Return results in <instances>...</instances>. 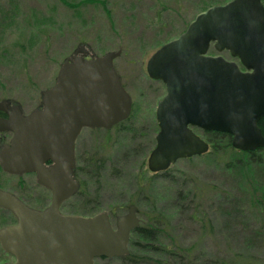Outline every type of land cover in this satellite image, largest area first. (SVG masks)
Returning a JSON list of instances; mask_svg holds the SVG:
<instances>
[{
	"label": "water",
	"instance_id": "95a60500",
	"mask_svg": "<svg viewBox=\"0 0 264 264\" xmlns=\"http://www.w3.org/2000/svg\"><path fill=\"white\" fill-rule=\"evenodd\" d=\"M229 51L237 62L207 51ZM120 50L95 55L79 44L61 63L53 85L41 92V107L24 114L20 105L0 100V131L13 136L0 146V167L8 173L35 171L53 190L51 205L36 211L0 188V207L16 223L0 227V247L14 261L0 264H93L95 258L128 253L129 231L138 224L134 205L116 219L108 215H62L58 205L77 187L74 144L82 127H109L128 117L131 97L113 60ZM149 77L161 80L158 132L147 158L162 171L179 158L202 154L207 141L192 127L224 132L233 148L264 146L258 124L264 117V6L261 0H228L195 14L176 37L146 62ZM51 160L52 164L44 163Z\"/></svg>",
	"mask_w": 264,
	"mask_h": 264
},
{
	"label": "rangeland",
	"instance_id": "374dc122",
	"mask_svg": "<svg viewBox=\"0 0 264 264\" xmlns=\"http://www.w3.org/2000/svg\"><path fill=\"white\" fill-rule=\"evenodd\" d=\"M100 1L0 0V100L20 104L24 112L39 107L41 92L54 83L64 58L83 43L97 55L120 49L114 65L134 102L141 103L140 113L149 118L154 103L147 96H153L141 99L139 91L147 93L145 65L150 55L198 11L228 0H104L109 14ZM220 54L230 59L226 51ZM154 84L164 93L163 84ZM126 124L127 134L96 151L101 165L83 178L98 189L89 187L87 193L99 198L98 211L120 205L111 211L121 214L134 203L143 220L154 210L153 215L160 212L167 221L157 241L141 237L137 245L130 239L129 252L140 260L97 258L94 264H180L176 252L186 248L192 252V264H264V202L252 203L250 186L256 184L258 195L264 191V169L245 172L226 167L223 157L203 155L151 173L146 156L154 145L155 120ZM195 131L205 138L201 130ZM22 183L0 171V186L28 198L19 188ZM11 222V214L0 208V227ZM131 237L136 239L134 233ZM11 260L0 248V261Z\"/></svg>",
	"mask_w": 264,
	"mask_h": 264
},
{
	"label": "flooded vegetation",
	"instance_id": "af4514ba",
	"mask_svg": "<svg viewBox=\"0 0 264 264\" xmlns=\"http://www.w3.org/2000/svg\"><path fill=\"white\" fill-rule=\"evenodd\" d=\"M262 1L264 3V0H262ZM226 52L229 54L228 51H226ZM209 54H210V52H209ZM231 57L232 56H230V58ZM232 58L237 59V57H232ZM240 68L242 70H244V68L241 65H240ZM119 75H120V79H121V82H122L124 89L128 92V94L131 97L132 103H131L130 114L128 115V117L121 119L120 121H118L116 123H113L109 127H101V126H98V127H82V129L80 130V132L78 133V135L75 139V144H74L73 178L77 181V187L74 189V191L68 197H66L65 199H63L61 201V203L58 205V211L62 215H82V216H92V215H95L99 212H105L108 215V218H109V221H110L112 227L115 228L117 217L119 215L126 213L129 209L130 205H134L135 214H136L137 218L139 219V221H138V224L136 226L132 227V229L130 230V234H131L134 230H136L139 227L145 226V224H146V220H143L144 215L140 211H138L135 204L129 203L126 211L122 212L121 214L117 213L114 215L113 212L111 211L113 209L118 210L120 208V205L115 206V208H113V209H108L107 211H105V210L98 211L99 210V202H100L99 198H97L96 196L88 195V193H89L88 188L89 187H92L95 189H98V187L90 186L91 183L86 181L83 178V176L86 175L87 172L90 171L95 166L99 167L101 165L100 160H102V158L98 156L96 151H101V149L103 151L104 149H106L110 146L111 142H113V141L115 142L118 135L122 134L124 136L125 133L126 134L128 133L129 126L126 124L127 120H155V125L157 127L155 134L158 132L159 128H158V125L156 122L155 110H156L157 102H158V100H160L163 97L166 88H165V85L161 82V80H157V79H153V78L149 77V80H150L149 85H147V87H146L147 93L144 94V96H143V92L139 91V93H140L139 97L141 99H146V95L151 94L153 96V98H150L149 96H147V99L152 100V102L154 103L153 104L154 107H153V110L151 111V113L149 114V116H150L149 118L143 117V112L140 113V104L141 103L136 104L134 102V98H133L132 94L130 93L129 89L127 88V85L125 84V80L122 78L120 73H119ZM155 82H160L161 84H163L164 93H161L160 86L154 84ZM11 103H13V102L11 101ZM40 106H41V102L39 103V107ZM149 112H150V110H149ZM0 117L5 118V117H7V115L4 111L0 110ZM143 128L147 129V130L150 129L149 126L142 127V129ZM155 134H154V137H155ZM12 136H13V133L10 131H0V139H2L3 137L5 138L4 141L0 142V146L3 143H8ZM143 136H146V132H143ZM154 137H153V140H154V145H155V138ZM114 142H113V144H114ZM92 143H93V145H92ZM151 149H150V151H151ZM150 151H149V153H150ZM148 154L146 156V163H147ZM44 164L46 166H49L52 164V161L47 160ZM0 171L9 177L15 176L18 179L21 178L23 180V183L19 184V188H21L22 192L26 196H28L30 201L27 197L22 195L20 192L10 190L8 188H4V187L0 186L1 189L7 190V191L13 193L19 199H21L26 205L30 206L31 209L36 210V211H44L45 209H47L51 205L52 198H53V190L47 184H44V183L38 181L35 171L23 172L21 174L8 173V172L4 171L1 167H0ZM149 172H151V171H149ZM151 173H155V172H151ZM0 208H2V207H0ZM2 209H4V208H2ZM4 210H6V209H4ZM6 211H8V210H6ZM8 212L11 214L12 219H13V222H11L9 224L16 223V221H17L16 217L10 211H8ZM142 223H144V225H141ZM5 225H8V224H5ZM128 244H129V242H128ZM12 260H14V257H12Z\"/></svg>",
	"mask_w": 264,
	"mask_h": 264
},
{
	"label": "trees",
	"instance_id": "16d2710c",
	"mask_svg": "<svg viewBox=\"0 0 264 264\" xmlns=\"http://www.w3.org/2000/svg\"><path fill=\"white\" fill-rule=\"evenodd\" d=\"M100 3L103 5L104 9L109 14L110 11L106 7L104 0H101ZM258 124L264 135V117H262L259 120ZM204 136L210 144V149L207 153L199 155L198 156L199 158H201L203 155H209L212 157L213 156L223 157L224 158L223 162L225 163L224 165L226 167L228 168L239 167L245 172H248L249 169L252 167L257 168L260 171L264 169V146L257 148L255 150H251V151H242V150H237L232 147L231 136L227 133L217 132V131H205ZM223 152H225L226 154L222 155ZM214 159H217V158H214ZM245 168L248 169V171H246ZM250 186L253 189L252 196H251L252 203L255 204L257 202V203L263 204L264 202L263 192L264 191H261L260 195H258L259 189L256 188V184L254 182H251ZM257 198L260 201H257ZM256 207L259 209V211H261V209L263 208V206H256ZM153 212L154 210H152V215L148 216V220L146 221L145 226L139 227L133 231L136 239L131 237V241L134 240L137 245L142 244L140 243L141 242L140 239L142 238L149 240L151 243V241H157V238L160 236L161 225L164 226L167 219L160 212H157V214L155 215H153ZM163 234H164V231H163ZM166 249L168 248L166 247ZM176 253L178 254V257L180 258L178 260L180 264H192V261L189 260L190 256L192 255V252L189 248L182 250L181 253L180 252L179 253L176 252ZM123 258L140 260L141 256L139 255L137 256L129 252V254L124 256ZM158 262L161 264V261H158Z\"/></svg>",
	"mask_w": 264,
	"mask_h": 264
}]
</instances>
